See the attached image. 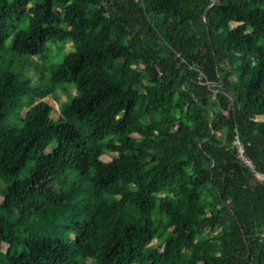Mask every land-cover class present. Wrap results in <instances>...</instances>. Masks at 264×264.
Instances as JSON below:
<instances>
[{
  "label": "trees",
  "instance_id": "16d2710c",
  "mask_svg": "<svg viewBox=\"0 0 264 264\" xmlns=\"http://www.w3.org/2000/svg\"><path fill=\"white\" fill-rule=\"evenodd\" d=\"M261 117L264 0H0V264H264Z\"/></svg>",
  "mask_w": 264,
  "mask_h": 264
},
{
  "label": "rangeland",
  "instance_id": "374dc122",
  "mask_svg": "<svg viewBox=\"0 0 264 264\" xmlns=\"http://www.w3.org/2000/svg\"><path fill=\"white\" fill-rule=\"evenodd\" d=\"M71 47L70 45H67L65 47V51L70 50ZM23 68L22 71L24 75H26L29 79H31L32 85L36 90L40 88H44L46 86L51 85V75L50 73L46 70V66L44 61L41 58H23ZM76 92L73 87L69 88V91L64 92L63 90L59 89L56 90L53 94L48 95L44 101L48 102L53 108V114H52V120L54 122H59V119L61 117L60 113V107L62 104H65L66 102L69 101V99L73 98L75 96ZM38 100H42L38 96ZM259 120L264 121V117L259 118ZM51 148L49 149V151ZM102 160L105 162H110L112 160L111 155H104L102 157ZM6 246H4V249ZM89 264H92V262H89Z\"/></svg>",
  "mask_w": 264,
  "mask_h": 264
},
{
  "label": "built area",
  "instance_id": "2783aa9c",
  "mask_svg": "<svg viewBox=\"0 0 264 264\" xmlns=\"http://www.w3.org/2000/svg\"><path fill=\"white\" fill-rule=\"evenodd\" d=\"M236 146L238 147L239 156H240L241 160L246 164V166H248L249 168L254 170V166H253L252 162L245 158L243 147L239 141H236ZM256 177L259 181L264 183V174L256 173ZM261 237H262L263 242H264V227L262 228V231H261Z\"/></svg>",
  "mask_w": 264,
  "mask_h": 264
}]
</instances>
